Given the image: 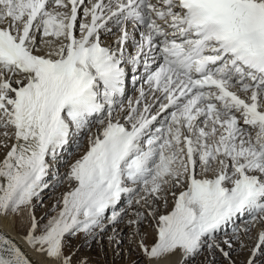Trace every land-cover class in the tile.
<instances>
[{"label":"snow or ice","instance_id":"obj_1","mask_svg":"<svg viewBox=\"0 0 264 264\" xmlns=\"http://www.w3.org/2000/svg\"><path fill=\"white\" fill-rule=\"evenodd\" d=\"M113 21L119 33L106 44L101 32L111 35ZM128 22L144 31L126 58ZM157 57L162 63L150 70ZM141 60L148 90L114 118L122 64L135 71ZM86 128L87 149L64 177L70 189L37 217L49 159L72 137L79 150ZM0 137L7 149L0 219L20 228L16 236L0 228V264H72L69 237L96 240L134 205L128 223L150 262L179 254L186 264L206 245L208 264L217 250L235 264L217 233L233 225L223 243L231 249L236 239L244 248L240 234L261 225L245 262L257 264L264 256V0H0ZM142 222L153 230L151 245Z\"/></svg>","mask_w":264,"mask_h":264},{"label":"rangeland","instance_id":"obj_2","mask_svg":"<svg viewBox=\"0 0 264 264\" xmlns=\"http://www.w3.org/2000/svg\"><path fill=\"white\" fill-rule=\"evenodd\" d=\"M135 92H136V88L134 90V93ZM122 99H124V97ZM130 100H132L131 96L125 98L124 100H122V102H116L115 104H117V103L118 104L116 106L114 105V116L116 114L118 115V112L119 113L121 112V108H123V110H124L123 113H125V111L128 110V104H129ZM156 107H158V106H156ZM156 107H154V108H156ZM104 115H106V113ZM164 118H166V117H164ZM94 124H96V123H94ZM97 129L98 128L96 127V129L92 130V126H90L91 132L92 131L96 132ZM81 134H80V137H81L82 141H80L81 146H80L79 150H77L76 148L73 147L65 159L64 158L60 159L61 157H58V159L56 161H54V162H56L55 164L53 161H51V165H50V169H49V175L46 177V180L48 179L47 182L49 183L50 186L44 190V191H46V194L44 196H42L43 205L38 204L34 210L37 217H40V216L44 215L45 212H48V210L51 208V206L60 200L62 194L70 189V184L67 180L64 179V177L66 176L70 165L73 163L75 155L77 154V152L82 151L81 148L86 143V138L88 137V134H89L88 128L82 130ZM71 141H73V140L71 139ZM1 151L2 150L0 149V153H1ZM55 166H56V168L52 169ZM62 190H64V191H62ZM120 207H126V204H121ZM133 207H134V208H132L133 210L129 209L128 214L126 216H124V218L119 223H120V225H124V227H125L124 231H123V239L129 245L137 246L138 244L135 243V241L133 240V236H132V232H133L132 228L134 225H129V223H128V221L130 219L135 218L133 213L136 211L138 206L134 205ZM162 210H165V209L161 206L159 209V212H162ZM106 214H110V213H106ZM242 221L243 222L240 221V223H239V221H235V225H236L235 227H240V225L242 223L244 224V220H242ZM119 223H117V228L120 227ZM141 224L143 225V227H145L148 225V222H142ZM112 226H114V225H109L107 227V231L102 236H97L96 240L85 241V238L83 235H82V237H80V235H78L77 237H74V238L69 237L68 238L69 239L68 245L70 244L69 245V247H70L69 251H71L69 254L74 253L72 255L74 257H77V256L80 257L81 255L84 256V255L89 254L90 260L92 261L91 263H96V264L97 263L98 264H113V259H115L116 257L118 258V261L120 264H127V261H128V264H147L148 260L143 255L141 250H139L136 253H134L135 251H132L134 253V258H133V253L129 255V258H127V255L124 258L123 250L118 251L116 253L113 252V255H112V252L109 251V247L107 245V238L109 237V234L111 231L110 229L112 228ZM228 226L230 227L231 225H228ZM257 226H256V228H253L249 234L250 236H252L254 234V237L252 236L253 238H251V239L249 238V235H245L243 233L240 234V235H243V237H241L243 243L248 246L245 249L241 248V246H240L241 241L240 240H236V239L231 240L232 245L234 244L237 247V248H235L233 253L235 255L234 259L237 258L238 263H240V261L242 262L244 260L246 254L249 253L250 249L253 247V244L255 242V235H257V232L259 231ZM143 227H141L139 229L140 234H143L141 232L142 231L141 229ZM112 232H113V230H112ZM228 234L230 237L227 239H230L233 236V226L230 228V230L224 232V235H228ZM222 236H223L222 233H217L216 239L220 240L222 238ZM137 237L140 238L138 235H137ZM80 238H82L81 240L83 242H85V244H86L85 247L82 248L81 253L78 252L80 244L77 243V240ZM243 239H245V240H243ZM249 245H250V247H249ZM71 247L74 248L73 251L71 250L72 249ZM209 255L210 254H209L208 248L205 245L204 248L202 249L201 254L199 256L195 257L193 260H191L189 262V264H199V263L200 264H204V263L208 264V261L213 260V257L211 255L210 256ZM258 259H259L258 264H260L261 261H264V256H260ZM103 260L105 263L103 262ZM179 264H181V261ZM214 264H227V261L224 259V257L221 256V254L218 250L216 252Z\"/></svg>","mask_w":264,"mask_h":264},{"label":"bare ground","instance_id":"obj_3","mask_svg":"<svg viewBox=\"0 0 264 264\" xmlns=\"http://www.w3.org/2000/svg\"><path fill=\"white\" fill-rule=\"evenodd\" d=\"M105 2H107V0H105ZM130 25V22H128L127 24H126V26L128 27ZM109 27L110 28H112V34L111 35H109V34H106V33H104V32H101V37H102V40L104 41V42H106V41H109V40H111V43H113L114 42V40H115V37H116V35L119 33V31H118V28L116 27V25H115V23H114V21L113 22H110L109 23ZM153 56H156V54L155 53H153L152 54ZM161 59L159 58V57H157L156 58V60H155V62L156 63H158L159 61H160ZM154 64V63H153ZM126 88L129 90V92H130V84H129V82L127 83V86H126ZM144 89L145 90H147L148 88H147V86H145L144 87ZM139 90V89H138ZM136 91V93H134V94H132L131 95V98H132V101L134 102L135 100H136V98L138 97V95H139V91ZM128 93V92H127ZM126 94H121V95H117L116 97H115V101L116 102H122V98L125 96ZM136 95V96H135ZM155 110H156V108H153V112H155ZM126 112L127 111H125V113H123V112H118V115L116 114L115 116H114V118L115 117H118V116H123L124 114H126ZM165 117V115L162 113L159 117H158V119H157V121L156 122H154L155 123V126L156 127H160V125H161V122L165 119L164 118ZM97 118H100V117H97V116H94L93 118H92V124L90 125V126H92V130H94V129H96V127L97 128H99L100 126L99 125H97V124H94L95 123V121H96V119ZM89 130V129H88ZM87 131V130H86ZM84 132V131H83ZM92 133L94 134L95 132H93L92 131ZM82 135V134H81ZM89 135V134H88ZM88 138V137H87ZM87 138H86V143H85V147L84 146H82V151H79V152H77V154L75 155V157H74V161L76 160V159H78L81 155H83V153H84V151H86V149H87ZM0 139H3L2 137H0ZM71 139L73 140V141H71ZM70 139V142H69V144L64 148V150L63 151H61L60 152V154H59V157H61L60 159H65L66 157H67V155H68V153L70 152V150L74 147L75 148V142H76V137H72ZM79 140L80 141H82L81 140V137L79 136ZM8 143H9V145L12 143V141L10 140V141H8ZM2 151H1V153H0V159H2L3 158V155H4V153L6 152V150L7 149H1ZM81 154V155H80ZM51 159H49V164L51 165ZM73 161V162H74ZM54 162V161H53ZM56 162H54V164H55ZM54 168H56V166L55 167H53L52 169H54ZM47 181H48V179H47ZM50 189V188H49ZM62 191H64V190H62ZM46 194V191H43L42 192V194H41V196H44ZM63 195V194H62ZM61 198H62V196H61ZM60 198V199H61ZM35 202V201H34ZM170 207H171V203H169V209H170ZM134 208V207H133ZM133 210V209H132ZM163 211H165V210H162V212ZM242 220H244V218H242V219H238V220H236V221H239V223H240V221L241 222H243ZM119 225H120V223H119ZM233 225H231L230 227L229 226H225L219 233H222V238L220 239V240H217L218 242H220V244H221V247H223L224 248V250L225 251H230V254H231V258L233 259V261H235V264H245V262H246V260H247V258H248V256H249V253H247L246 254V256H245V258H244V260L241 262L240 261V263H238V259L236 258V259H234L235 258V255H234V253H233V251L235 250V248H237L236 247V245H232V248L231 249H229L228 248V245H226V244H224L223 243V241L225 240V239H227V238H229L230 236H229V234L228 235H224V232H226V231H228V230H230V228L232 227ZM236 226V225H235ZM244 226V224L242 223L241 225H240V227H243ZM113 227H115V233H113L112 232V230H113ZM136 227L137 226H133V232H132V236H133V240L135 241V243H139V239L140 238H138L137 237V235H136ZM141 227H143V225L142 224H140V226H139V229L141 228ZM258 227V229L260 230V228L262 227L261 225H258L257 226ZM0 228H2V229H4L5 231H8V232H10L12 235H14V236H16L17 235V232H19L20 231V228L17 226V227H13L12 226V220L11 219H8V220H3V219H0ZM124 225H120V227L119 228H117V224L116 225H114V226H112V228L110 229L111 231H110V234H109V236H111V235H115V240L113 241V242H109V239L107 238V245H108V247H109V251H111L112 252V255H113V252H118V251H122L123 250V252H124V258L126 257V255H127V258H129V255L130 254H132L133 252L132 251H135L134 253H136V252H138L140 249H139V247H137V246H131V245H129L124 239H123V231H124ZM145 230H144V229ZM141 230V232L144 234V233H147L148 235H147V238L145 239V242L147 243V244H149V245H151V243L153 242V240H154V234H153V230H152V228H150V227H148V225L147 226H145V227H143ZM229 228V229H228ZM130 229V228H129ZM252 234V233H251ZM131 236V237H132ZM253 237H254V234L252 235ZM251 236V237H252ZM80 237H82V235H80ZM140 237V236H139ZM241 237H243V235H241ZM252 237V238H253ZM255 237H256V235H255ZM17 239H19V237L17 236ZM82 238H80V239H78L77 240V243H79L80 244V246H79V253H81V250H82V248H84L85 247V242H83L82 240H81ZM131 239V238H130ZM243 240H245V239H243ZM125 241V242H124ZM81 242V243H80ZM248 243V242H247ZM254 244H255V242H254ZM254 244H253V246H254ZM70 245V244H69ZM69 245H68V247H66L65 248V253L66 254H69L71 251H69V249H70V247H69ZM21 246L22 247H25V250H28L27 249V247L25 246V245H23V243L21 242ZM246 247H248L247 245H246ZM246 247H244V249L246 248ZM249 247H250V245H249ZM252 247V246H251ZM72 248V247H71ZM73 249L74 248H72L71 250L73 251ZM219 251V250H218ZM77 253V252H76ZM134 253H133V258H134ZM221 254V253H220ZM210 256V255H209ZM221 256H222V254H221ZM223 257V256H222ZM34 259H37V260H40V257H36V256H34L33 257ZM259 258V257H258ZM257 258V264H258V262H259V259ZM104 259V258H103ZM148 260V259H147ZM191 260H193V259H189L187 262H186V264H189V262L191 261ZM81 261H84L85 262V264H96V263H91L92 261L90 260V255L89 254H87V255H84V256H80V257H74V256H72V264H80V262ZM169 261H171L172 262V264H179L180 263V261H181V257H180V255L179 254H176V255H173V256H171V257H168V258H166V259H162V260H158V261H155V262H150L149 260H148V262H147V264H168V262ZM103 262H104V260H103ZM105 263V262H104ZM98 264V263H97ZM113 264H120L119 263V261H118V258L116 257L115 259H113ZM127 264H128V261H127ZM200 264V263H199ZM205 264V263H204Z\"/></svg>","mask_w":264,"mask_h":264}]
</instances>
